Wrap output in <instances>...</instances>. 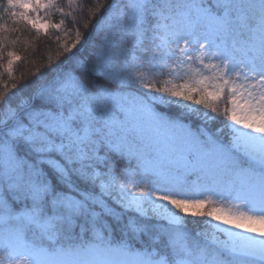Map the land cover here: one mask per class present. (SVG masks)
<instances>
[{"label":"snow or ice","instance_id":"obj_1","mask_svg":"<svg viewBox=\"0 0 264 264\" xmlns=\"http://www.w3.org/2000/svg\"><path fill=\"white\" fill-rule=\"evenodd\" d=\"M84 9L0 0V50L65 37L0 85V264H264V0Z\"/></svg>","mask_w":264,"mask_h":264},{"label":"trees","instance_id":"obj_2","mask_svg":"<svg viewBox=\"0 0 264 264\" xmlns=\"http://www.w3.org/2000/svg\"><path fill=\"white\" fill-rule=\"evenodd\" d=\"M64 2V0H62ZM85 5L84 13L85 15L80 19V30L83 32L85 29L83 28V22L87 19L86 13L89 7H92L94 4V0H78ZM52 23H58L62 17L58 13H53L52 16L47 17ZM10 27H17L19 31L14 33H6L7 41H5L3 49L0 50V65H5L8 60L7 52L12 51L17 56L20 57L18 61H15L13 64V76L15 80L9 79L6 72H3V69L0 68V85L4 82H8L9 84L15 82L18 87H22L25 84H29L35 76L33 73L38 72H46L47 71V61L48 57L51 56L55 58L57 51H62L59 48V45L64 42L65 37L63 32H58L55 29H49L47 34L45 33H37L30 26L21 23L20 25H12L9 21ZM65 28H72V20L68 18L65 21ZM74 32V29H73ZM61 37V40H57V37ZM18 38V39H17ZM12 41H16V43H12ZM67 42H71V37L67 38ZM164 77H160L163 79ZM2 90V87H0ZM222 120L223 118H218ZM189 221L193 219H197L203 221L207 218H193L187 217ZM200 230H203L206 225L203 223L197 225ZM193 225L189 224V229H192ZM3 258V254L0 253V261Z\"/></svg>","mask_w":264,"mask_h":264},{"label":"rangeland","instance_id":"obj_3","mask_svg":"<svg viewBox=\"0 0 264 264\" xmlns=\"http://www.w3.org/2000/svg\"><path fill=\"white\" fill-rule=\"evenodd\" d=\"M40 15H41L42 18H44V13H43V12L40 13ZM46 19H48V18H46ZM41 33H44V32H41ZM218 236L220 237V239H225V237L223 236L222 233H218ZM0 253L3 254V258H2V260H4V259H5V255H4V253H2V252H0ZM2 260H1V261H2Z\"/></svg>","mask_w":264,"mask_h":264}]
</instances>
